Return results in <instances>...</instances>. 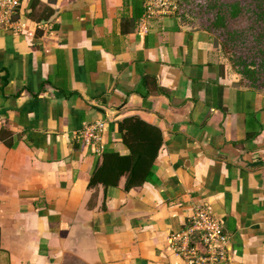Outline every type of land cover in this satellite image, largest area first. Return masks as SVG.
<instances>
[{"label":"crops","instance_id":"0c3cea01","mask_svg":"<svg viewBox=\"0 0 264 264\" xmlns=\"http://www.w3.org/2000/svg\"><path fill=\"white\" fill-rule=\"evenodd\" d=\"M0 31V264H183L168 236L196 207L227 236L219 264H264V92L208 32L141 0H23ZM162 136L154 179L87 186L115 121Z\"/></svg>","mask_w":264,"mask_h":264},{"label":"trees","instance_id":"16d2710c","mask_svg":"<svg viewBox=\"0 0 264 264\" xmlns=\"http://www.w3.org/2000/svg\"><path fill=\"white\" fill-rule=\"evenodd\" d=\"M176 14L215 34L240 79L260 91L264 85V0H179ZM115 125L127 152L103 150L100 162L88 175L87 186H115L124 177L123 188L128 190L153 181L160 130L136 115L122 117Z\"/></svg>","mask_w":264,"mask_h":264},{"label":"built area","instance_id":"2783aa9c","mask_svg":"<svg viewBox=\"0 0 264 264\" xmlns=\"http://www.w3.org/2000/svg\"><path fill=\"white\" fill-rule=\"evenodd\" d=\"M23 0H0V31L18 32L21 28L17 16ZM144 14H176L179 0H141ZM103 122L96 120L86 125L79 136L99 155ZM169 243L183 264H219L226 259L227 236L219 221L211 215L208 208L199 206L188 217L185 227L168 236Z\"/></svg>","mask_w":264,"mask_h":264},{"label":"rangeland","instance_id":"374dc122","mask_svg":"<svg viewBox=\"0 0 264 264\" xmlns=\"http://www.w3.org/2000/svg\"><path fill=\"white\" fill-rule=\"evenodd\" d=\"M188 20V19H187ZM194 22V21H193ZM193 25H195V26H197V28H201L198 24V22H194V23H192ZM211 37H213L215 40H216V42L218 43V45H219V48H220V52L222 53V55L227 59V61L229 62V60H228V58H227V55L224 53V51L222 50V48H221V46H220V44H219V40H218V38H217V36L215 35V34H209ZM230 64V63H229ZM232 68V67H231ZM233 69V68H232ZM234 70V69H233ZM260 91H263L264 92V85L262 86V87H260V89H259Z\"/></svg>","mask_w":264,"mask_h":264}]
</instances>
